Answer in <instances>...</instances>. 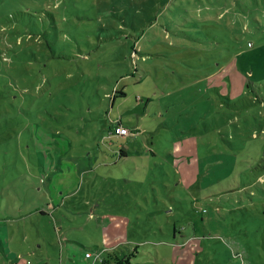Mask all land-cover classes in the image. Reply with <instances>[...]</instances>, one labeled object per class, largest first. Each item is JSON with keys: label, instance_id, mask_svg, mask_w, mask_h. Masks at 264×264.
Masks as SVG:
<instances>
[{"label": "rangeland", "instance_id": "1", "mask_svg": "<svg viewBox=\"0 0 264 264\" xmlns=\"http://www.w3.org/2000/svg\"><path fill=\"white\" fill-rule=\"evenodd\" d=\"M44 1L39 41L0 32V264H173L174 229L183 264H264V0ZM11 95L47 172L5 174Z\"/></svg>", "mask_w": 264, "mask_h": 264}, {"label": "trees", "instance_id": "2", "mask_svg": "<svg viewBox=\"0 0 264 264\" xmlns=\"http://www.w3.org/2000/svg\"><path fill=\"white\" fill-rule=\"evenodd\" d=\"M66 1H69V3H73V0H66ZM77 1H79L82 4L85 0H77ZM13 3H17L18 5H13ZM8 4L13 6L12 11L9 13L8 11L10 10V5ZM48 4L49 2H45L44 0H3L0 5V32L9 31V35L13 37L17 46H21L23 42L30 41V39H35L39 41L41 38V34L35 31V24H37L39 20L43 19V17H47L50 19V21H53L57 11H59V8L61 6L59 4V1L53 2V4H51V7L53 8V10H55V13H51L49 11L44 10L43 6L48 7ZM7 25L10 28H8ZM132 49L133 51L137 52V49L134 46ZM4 63H6V55L5 53H2V50L0 49V82L1 80H3ZM230 77L234 78L235 76L233 77L230 75ZM235 80L236 79H232V81ZM251 86H252L251 82H245L244 88L247 90H252ZM214 89H218V86L214 87ZM120 94L123 96L124 92H120ZM12 97L13 96L11 95L8 98H6V101L9 102L8 109L6 111H8L12 107H16L18 103L19 105L17 111L15 112V118H16L15 121L10 124V119L8 118L7 119L8 126H6V128L3 129L2 132L3 135H1L6 145V149L3 151V152L6 151L5 154L3 155V161H4L3 168L7 169V172L5 174L8 173L11 174L12 173L11 170L17 171V166H18V175L22 174L24 176L26 169H29L30 166L38 170L40 174L42 172H47L45 166L42 167V171L39 169L37 156L41 152H42L41 154L45 156L43 151L40 150L42 149V144L45 145L53 144L51 138L54 135H52L51 133L48 134L45 133V130H43L40 126L37 125L40 123V118L37 120L36 119L37 117L36 118L34 117L36 113V109L32 104L28 103V100L23 98V96L19 98L16 95L15 104H13L14 102H12L11 100ZM115 97L116 95H114V98ZM254 101H255L254 105H259L264 107L263 99H260L257 96H255ZM120 126L125 127L130 133V129L128 128L127 125L122 123L120 120H116V121H112L111 124L109 125L110 137L126 136V135H119L116 133V129ZM136 132H138V130ZM10 141L12 143L11 147H9ZM119 155L121 157H126L127 154L124 149H120ZM261 169L263 171L262 175H264V163ZM58 177L62 181L61 182L62 185L65 186V190H67L72 183L68 185L66 180L63 181L64 178L61 175H58ZM202 212L205 213L206 210L202 209ZM1 233H3L4 235L5 234L8 235L7 227L0 225V234ZM172 234L173 235L171 237L174 241L171 243H166L165 256L169 257L170 263L183 264L182 256L178 251V249L183 248V246L182 247L179 246L187 242L190 238H193V236L181 234L180 232H178L177 229H174L172 231ZM178 237L182 238L183 241L182 240L180 241ZM119 245L121 248L124 245V243L120 240ZM135 251H136V247L134 248V252ZM121 253L124 252L120 251L119 254ZM158 255H159V250H158ZM133 257H134V253L133 255L131 254L130 257L128 258L126 255H124L123 257H120L119 262L121 264H131L130 260L131 258L133 259ZM162 260H164V258Z\"/></svg>", "mask_w": 264, "mask_h": 264}, {"label": "built area", "instance_id": "3", "mask_svg": "<svg viewBox=\"0 0 264 264\" xmlns=\"http://www.w3.org/2000/svg\"><path fill=\"white\" fill-rule=\"evenodd\" d=\"M116 133L119 135H127V134H129V131L125 127L120 126L116 129ZM86 257L90 258L91 256H90V254L87 253Z\"/></svg>", "mask_w": 264, "mask_h": 264}, {"label": "flooded vegetation", "instance_id": "4", "mask_svg": "<svg viewBox=\"0 0 264 264\" xmlns=\"http://www.w3.org/2000/svg\"><path fill=\"white\" fill-rule=\"evenodd\" d=\"M42 212H43V214L45 213L44 211H40L41 214H42Z\"/></svg>", "mask_w": 264, "mask_h": 264}, {"label": "clouds", "instance_id": "5", "mask_svg": "<svg viewBox=\"0 0 264 264\" xmlns=\"http://www.w3.org/2000/svg\"><path fill=\"white\" fill-rule=\"evenodd\" d=\"M91 256V255H90Z\"/></svg>", "mask_w": 264, "mask_h": 264}, {"label": "crops", "instance_id": "6", "mask_svg": "<svg viewBox=\"0 0 264 264\" xmlns=\"http://www.w3.org/2000/svg\"><path fill=\"white\" fill-rule=\"evenodd\" d=\"M7 254V253H6Z\"/></svg>", "mask_w": 264, "mask_h": 264}]
</instances>
